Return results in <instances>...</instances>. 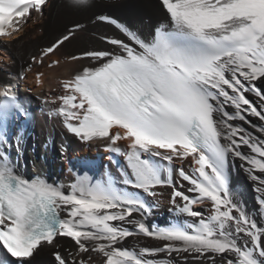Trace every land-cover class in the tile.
I'll return each instance as SVG.
<instances>
[{
    "label": "snow or ice",
    "instance_id": "obj_1",
    "mask_svg": "<svg viewBox=\"0 0 264 264\" xmlns=\"http://www.w3.org/2000/svg\"><path fill=\"white\" fill-rule=\"evenodd\" d=\"M160 5L166 19L151 33L100 14L94 22L114 26L123 38L102 34L105 47L61 57L58 50L84 28L76 24L33 56L14 83L0 86V264H34L45 248H58L60 237L74 251H54V264H264V126L250 119L264 125V0ZM50 6L0 0V40L18 38ZM65 6L85 10L92 0ZM78 61L85 63L58 81L63 93L43 103L80 141L103 142L119 179L107 171L100 179L74 173L71 184L29 178L20 165L23 132L13 127L30 118L18 86L33 64L59 69ZM33 75L43 87L46 73ZM236 158L256 183L259 217L230 187ZM164 188L177 220L151 226L146 221ZM141 236L159 244L124 245Z\"/></svg>",
    "mask_w": 264,
    "mask_h": 264
},
{
    "label": "bare ground",
    "instance_id": "obj_2",
    "mask_svg": "<svg viewBox=\"0 0 264 264\" xmlns=\"http://www.w3.org/2000/svg\"><path fill=\"white\" fill-rule=\"evenodd\" d=\"M65 4L66 0H50L51 6L45 15L30 21L34 23L29 25V22L17 40L11 44H5L0 40V86L14 83L21 70L32 63L33 56L39 55L41 49L49 46L76 24H82L84 28L79 30L70 42H66V45L62 46V50H58L61 57L80 54L85 49L105 47L106 45L98 39L102 34L123 38L114 26L94 22L97 15H109L127 23L134 30L145 35L151 33L159 23L166 19V13L160 5V0H92V6L85 10H72ZM1 54L4 56L2 57ZM52 58L55 59L56 56L54 55ZM48 62V58H45V65ZM83 63L85 62H69L59 69H49L43 65L33 64V72L28 73L27 79L22 81L27 87V91H20V96L34 117L28 125H25L22 120L20 125L15 124L13 127L23 132V154L20 156V165L29 178L44 175L57 182L71 184L75 180L74 173L83 175L85 171H88L89 175L100 179L107 171L119 179L116 165L109 160V156L112 154L104 151L103 142L84 143L80 141L67 132L60 118L49 115L53 106L43 103L45 96L62 94L63 89L58 81L70 77L72 72L79 69ZM38 71L46 73V83L43 87L37 86L34 82L33 73ZM20 84L22 85L21 82ZM249 98L258 104L254 95L249 94ZM250 119L252 124L257 125V128L264 126L258 119ZM234 123L244 127L253 135H260L257 128H253L249 124L242 121ZM123 143L125 142H121V144ZM62 145L67 150L66 152H61ZM241 150L245 154L249 153L246 147ZM12 154L15 156L14 149ZM116 159L121 164L124 163L123 157H116ZM103 161H108V163L102 164ZM84 162H90L91 167L85 166ZM243 163L238 158L232 162L230 187L237 193L248 210L259 217L258 193L254 190L256 183L250 179L246 172L247 166L241 167ZM65 166L66 171H63ZM159 191L163 195L156 199L161 200L162 203L154 209L153 215L148 217L146 223L151 226L167 227L176 222L177 217L168 211L171 190L164 188ZM148 199L155 203L153 198L149 197ZM58 239L60 241L58 248H45L39 256L35 257L34 264H54L52 254L57 250L62 254L74 251V243L69 238L60 237ZM158 244L159 242L142 236L129 238L124 242L127 247L137 245L154 247Z\"/></svg>",
    "mask_w": 264,
    "mask_h": 264
},
{
    "label": "rangeland",
    "instance_id": "obj_3",
    "mask_svg": "<svg viewBox=\"0 0 264 264\" xmlns=\"http://www.w3.org/2000/svg\"><path fill=\"white\" fill-rule=\"evenodd\" d=\"M34 22H30L29 23V25H31V24H33ZM34 26H36V25H34ZM20 37V36H19ZM18 38H14V39H12V40H2L5 44H11V43H13L15 40H17ZM1 56L3 57L4 55L3 54H1ZM106 163H108V161H103V163L102 164H106ZM63 171H66V166H65V168L63 169Z\"/></svg>",
    "mask_w": 264,
    "mask_h": 264
}]
</instances>
